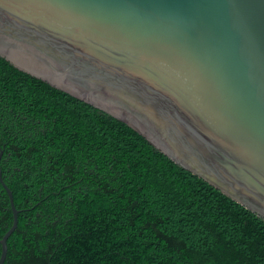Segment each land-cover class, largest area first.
Returning a JSON list of instances; mask_svg holds the SVG:
<instances>
[{
	"label": "water",
	"instance_id": "obj_1",
	"mask_svg": "<svg viewBox=\"0 0 264 264\" xmlns=\"http://www.w3.org/2000/svg\"><path fill=\"white\" fill-rule=\"evenodd\" d=\"M0 57L264 219V0H0Z\"/></svg>",
	"mask_w": 264,
	"mask_h": 264
},
{
	"label": "trees",
	"instance_id": "obj_2",
	"mask_svg": "<svg viewBox=\"0 0 264 264\" xmlns=\"http://www.w3.org/2000/svg\"><path fill=\"white\" fill-rule=\"evenodd\" d=\"M1 152L4 264H264L263 218L2 57Z\"/></svg>",
	"mask_w": 264,
	"mask_h": 264
}]
</instances>
